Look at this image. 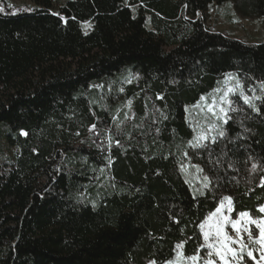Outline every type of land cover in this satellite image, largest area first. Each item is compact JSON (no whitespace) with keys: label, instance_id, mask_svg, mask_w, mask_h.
I'll return each instance as SVG.
<instances>
[{"label":"trees","instance_id":"16d2710c","mask_svg":"<svg viewBox=\"0 0 264 264\" xmlns=\"http://www.w3.org/2000/svg\"><path fill=\"white\" fill-rule=\"evenodd\" d=\"M28 1L0 0V264H164L223 197L261 215L264 41L204 15L233 1L264 20V0ZM229 74L259 111L235 92L226 136L192 148L188 108Z\"/></svg>","mask_w":264,"mask_h":264},{"label":"snow or ice","instance_id":"6c2138e0","mask_svg":"<svg viewBox=\"0 0 264 264\" xmlns=\"http://www.w3.org/2000/svg\"><path fill=\"white\" fill-rule=\"evenodd\" d=\"M9 7L12 6L9 5ZM4 10L3 4H0V12H4ZM85 27L90 28L91 24L85 22ZM227 79L231 80L233 76L229 74ZM128 82L130 83L131 81ZM237 86H239L238 80ZM261 87L264 88V83L261 84ZM235 91V88L229 87L219 98L220 104H231L228 97L230 93H235ZM241 96L245 104L249 105L253 110L259 111L254 101L259 100L260 97H249L243 94ZM157 99H163V97L158 95ZM127 106L129 108L131 107V101H128ZM208 112L211 113L215 120L221 121V124L213 122L209 124L206 131L202 130L198 132L193 140L189 141V145L192 148H204L206 147V141L210 140L212 143H216L218 138L226 136L222 125L227 124L230 119L227 115L228 109L224 106H219L217 111L216 101H213V104L208 106ZM125 118H127V115ZM95 128L96 125L93 124L90 131L95 130ZM213 132L216 135H212ZM22 134L27 135L26 132H22ZM116 143L119 144V141ZM196 167L198 172L203 171L199 166ZM257 167L258 165L253 163L251 170L255 172ZM181 170L187 171L184 165H181ZM203 181V187L207 188L210 183L209 178L204 176ZM261 185L264 186V177L261 178ZM200 194L202 195L203 192ZM258 211L261 215L257 218H254L248 211H241L233 219L231 216L234 212L233 199L230 196L223 197L215 210L199 224L203 242L198 245L196 252L193 255L185 256L182 252L184 242L178 243L176 245L175 259L165 261L164 264H245V257L253 261L254 264H261V262H264V205H261ZM229 227L233 230L234 234H229L227 231ZM253 229L257 231V235H253ZM245 234L247 242H245ZM201 250L206 252L205 256H201ZM254 251L260 253L259 259L254 255ZM149 264H157V262L151 260Z\"/></svg>","mask_w":264,"mask_h":264},{"label":"rangeland","instance_id":"374dc122","mask_svg":"<svg viewBox=\"0 0 264 264\" xmlns=\"http://www.w3.org/2000/svg\"><path fill=\"white\" fill-rule=\"evenodd\" d=\"M6 1L8 2V4H12V5L31 4V2H29L28 0H6ZM58 1L62 2L64 0H58ZM204 17L206 23L209 26H212L215 31L232 35V37H235L239 40L246 42L256 43L259 41H264V20L256 17L243 16L238 12L235 3L233 1H228L223 4H216V3L212 4L208 9V11L206 12V15H204ZM231 75L233 76V79L231 80L227 79L228 75H226L224 78L221 79L220 83L216 88L202 95L201 99L196 105L190 106L188 108L191 120L196 125L197 133L202 130L206 131L209 124L213 122L216 124H221V121L215 120V118L211 115V113L208 112V106L213 104V101H216L217 111L219 106H224L226 109H228L227 112L228 117L232 111L236 110L237 104L235 100L232 98V95L234 93H230L228 97V99L231 101V104L229 105L220 104L219 98L224 94V92L229 87L235 88L236 89L235 92L240 93L239 97L241 99H242L241 94L247 95L249 97L253 96L252 89L245 90L241 84V81H239V77L236 74H231ZM237 80L239 81V86H237ZM127 108L130 109L128 106ZM224 125L225 124L222 125L223 128ZM212 135H216V133L213 132ZM206 143H208V141H206L205 144ZM184 166L187 169V171L184 172L190 177L192 185L196 189H202L204 185L203 177L204 176L208 177V175L204 171H200V172L197 171L196 166H199V168L203 170L202 166L192 160H189ZM252 216L254 218L259 217L253 214ZM236 217L232 216L233 219H235ZM227 231L229 232V234H234L233 230L230 227L227 229ZM257 234H258L257 231L253 229V235H257ZM245 242H247L246 234H245ZM205 255H206L205 251L201 253V256H205ZM254 255L257 257V259H259L260 253L258 251H254ZM245 264H254V262L249 260L247 257H245ZM261 264H264V262H261Z\"/></svg>","mask_w":264,"mask_h":264}]
</instances>
